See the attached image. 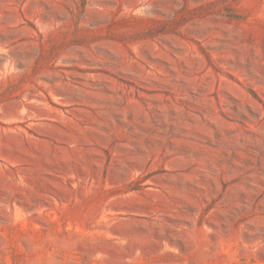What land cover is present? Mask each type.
<instances>
[{"label":"rangeland","instance_id":"obj_1","mask_svg":"<svg viewBox=\"0 0 264 264\" xmlns=\"http://www.w3.org/2000/svg\"><path fill=\"white\" fill-rule=\"evenodd\" d=\"M0 264H264V0H0Z\"/></svg>","mask_w":264,"mask_h":264}]
</instances>
